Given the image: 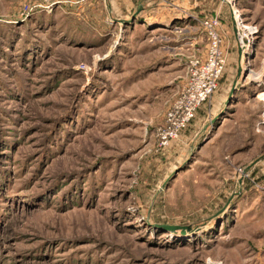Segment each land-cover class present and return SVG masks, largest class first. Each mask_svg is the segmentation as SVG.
Wrapping results in <instances>:
<instances>
[{
    "label": "rangeland",
    "instance_id": "rangeland-1",
    "mask_svg": "<svg viewBox=\"0 0 264 264\" xmlns=\"http://www.w3.org/2000/svg\"><path fill=\"white\" fill-rule=\"evenodd\" d=\"M131 2L0 0V264H264V0ZM213 16L222 81L162 148Z\"/></svg>",
    "mask_w": 264,
    "mask_h": 264
},
{
    "label": "built area",
    "instance_id": "built-area-1",
    "mask_svg": "<svg viewBox=\"0 0 264 264\" xmlns=\"http://www.w3.org/2000/svg\"><path fill=\"white\" fill-rule=\"evenodd\" d=\"M135 1L144 3L154 0ZM201 24L208 38L206 54L204 57L192 56L189 60L185 82L168 109L164 126L157 133L162 148L178 141L195 119L198 110L211 102L226 69L221 19L218 16L206 17Z\"/></svg>",
    "mask_w": 264,
    "mask_h": 264
},
{
    "label": "crops",
    "instance_id": "crops-1",
    "mask_svg": "<svg viewBox=\"0 0 264 264\" xmlns=\"http://www.w3.org/2000/svg\"><path fill=\"white\" fill-rule=\"evenodd\" d=\"M124 2H125V4H126V9H128L130 6H131V4H132V0H123ZM236 115V114H235ZM260 165H261V167H263L264 166V160L263 161H261V163H260ZM249 187V186H248ZM251 188H253V186L251 187ZM246 190H247V188H246ZM256 215H259V214H257L256 212H253V216H256ZM252 218H254V217H252ZM248 226V225H247ZM251 227H253V228H251V231L253 230V232L254 231H259V230H263V229H255L254 227L255 226H251ZM256 237H258V236H256Z\"/></svg>",
    "mask_w": 264,
    "mask_h": 264
},
{
    "label": "trees",
    "instance_id": "trees-1",
    "mask_svg": "<svg viewBox=\"0 0 264 264\" xmlns=\"http://www.w3.org/2000/svg\"><path fill=\"white\" fill-rule=\"evenodd\" d=\"M221 81H222V80H221ZM221 81H220V82H221ZM205 106H206V104H204V105L198 110V113H197L195 119L192 121L191 125L195 122V120H196V118L198 117L199 113L202 111V109H203ZM191 125H190V126H191ZM190 126H189V128H190ZM189 128H188V129H189Z\"/></svg>",
    "mask_w": 264,
    "mask_h": 264
},
{
    "label": "water",
    "instance_id": "water-1",
    "mask_svg": "<svg viewBox=\"0 0 264 264\" xmlns=\"http://www.w3.org/2000/svg\"><path fill=\"white\" fill-rule=\"evenodd\" d=\"M168 230H171V231H176V230H178V227H169V226H167L166 227Z\"/></svg>",
    "mask_w": 264,
    "mask_h": 264
}]
</instances>
